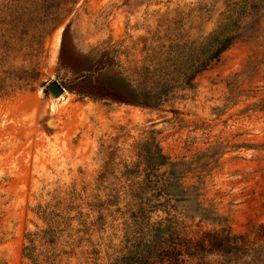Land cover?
<instances>
[{"label":"rangeland","instance_id":"rangeland-1","mask_svg":"<svg viewBox=\"0 0 264 264\" xmlns=\"http://www.w3.org/2000/svg\"><path fill=\"white\" fill-rule=\"evenodd\" d=\"M222 11L221 0H0V264L138 256L165 201L223 218L176 213L165 246L264 222V16L197 71ZM161 155L186 196L158 190Z\"/></svg>","mask_w":264,"mask_h":264},{"label":"trees","instance_id":"trees-1","mask_svg":"<svg viewBox=\"0 0 264 264\" xmlns=\"http://www.w3.org/2000/svg\"><path fill=\"white\" fill-rule=\"evenodd\" d=\"M223 5L222 17L217 28L209 34L208 44L211 50L206 61L197 60L196 69L201 71L220 54L241 39L245 32L254 33L264 16V0H221ZM191 78L188 77L186 79ZM161 155L160 164L167 170L160 178L158 190L170 199L186 196L183 186L175 177V163L166 161ZM151 172L147 171L146 174ZM166 199V198H164ZM176 209L169 201L160 202L163 211L168 215L151 227V239L147 242L143 254L134 256L129 253L115 264H208L206 255L217 254L223 258V264H264V222L251 226L248 233L232 234L230 226L204 232L199 236L182 237L172 244L165 246L163 234L174 222L178 224L177 214L189 217H199L200 221L220 224L222 217L212 216L207 208L198 202L186 199ZM180 209V210H179ZM162 234V235H161ZM160 236H162L160 238ZM160 242L162 247H155Z\"/></svg>","mask_w":264,"mask_h":264},{"label":"water","instance_id":"water-1","mask_svg":"<svg viewBox=\"0 0 264 264\" xmlns=\"http://www.w3.org/2000/svg\"><path fill=\"white\" fill-rule=\"evenodd\" d=\"M64 81L60 80L59 82H52L48 85V90L53 94V96H59L64 90Z\"/></svg>","mask_w":264,"mask_h":264}]
</instances>
